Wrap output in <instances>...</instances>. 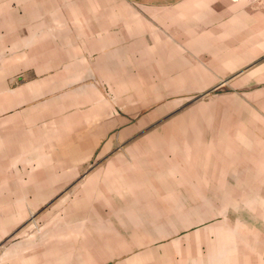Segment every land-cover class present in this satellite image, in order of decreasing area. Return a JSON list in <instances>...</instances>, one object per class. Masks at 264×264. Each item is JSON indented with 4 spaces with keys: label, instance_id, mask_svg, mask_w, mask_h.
<instances>
[{
    "label": "crops",
    "instance_id": "obj_1",
    "mask_svg": "<svg viewBox=\"0 0 264 264\" xmlns=\"http://www.w3.org/2000/svg\"><path fill=\"white\" fill-rule=\"evenodd\" d=\"M198 140L216 176L264 160V0H0V264H264V230L150 181Z\"/></svg>",
    "mask_w": 264,
    "mask_h": 264
},
{
    "label": "rangeland",
    "instance_id": "obj_2",
    "mask_svg": "<svg viewBox=\"0 0 264 264\" xmlns=\"http://www.w3.org/2000/svg\"><path fill=\"white\" fill-rule=\"evenodd\" d=\"M212 95L205 93L202 96L194 99L192 102H199L203 99L208 101ZM200 101V102H201ZM190 102L189 104H191ZM205 118L206 114H205ZM190 135H194L197 132L196 128H189ZM207 131V128L201 130ZM191 138V137H190ZM168 144H157V150H167L171 147ZM184 144L173 143L172 146V174H170V166L167 164L168 158L164 154H160V158L149 159V164L153 170H156L158 174L149 176L150 181L153 178L157 179V182L172 183L174 186L181 183H189L192 186L200 185L203 188L198 191H173L174 194H190V198L195 199L197 197H204L206 199H215L220 206H216L217 215H232L236 217L237 223H232L237 227L247 226L253 227L259 230H264V160L254 157L252 161V168L244 174L237 175H221L216 176V172L213 173V168H216V153H213L210 157L195 158L196 150H202L207 143L198 141H190L188 144L189 150H194L189 157L184 156L181 149ZM212 145V144H210ZM216 145V144H215ZM128 146V145H127ZM126 146V148H127ZM167 147V148H165ZM205 150H209L208 147ZM254 156L257 155L256 145L253 144ZM214 156V157H213ZM170 160V159H169ZM166 162V163H164ZM166 171V172H165ZM202 171V172H201ZM220 179V180H219ZM221 183L224 187L236 186L234 190H216V182ZM196 190V189H195ZM159 194H165V192H158ZM192 196V197H191ZM246 220L247 222H240Z\"/></svg>",
    "mask_w": 264,
    "mask_h": 264
},
{
    "label": "built area",
    "instance_id": "obj_3",
    "mask_svg": "<svg viewBox=\"0 0 264 264\" xmlns=\"http://www.w3.org/2000/svg\"><path fill=\"white\" fill-rule=\"evenodd\" d=\"M248 1H255V0H248Z\"/></svg>",
    "mask_w": 264,
    "mask_h": 264
}]
</instances>
